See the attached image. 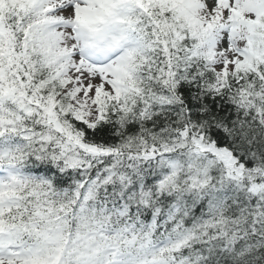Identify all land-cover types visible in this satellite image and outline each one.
<instances>
[{"label":"snow or ice","instance_id":"snow-or-ice-1","mask_svg":"<svg viewBox=\"0 0 264 264\" xmlns=\"http://www.w3.org/2000/svg\"><path fill=\"white\" fill-rule=\"evenodd\" d=\"M0 264H264V0H0Z\"/></svg>","mask_w":264,"mask_h":264}]
</instances>
